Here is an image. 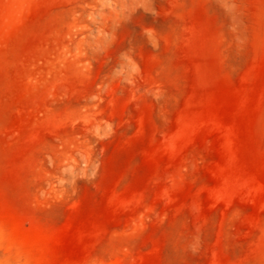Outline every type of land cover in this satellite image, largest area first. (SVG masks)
Returning <instances> with one entry per match:
<instances>
[{
    "label": "rangeland",
    "instance_id": "obj_1",
    "mask_svg": "<svg viewBox=\"0 0 264 264\" xmlns=\"http://www.w3.org/2000/svg\"><path fill=\"white\" fill-rule=\"evenodd\" d=\"M0 264H264V0H0Z\"/></svg>",
    "mask_w": 264,
    "mask_h": 264
}]
</instances>
